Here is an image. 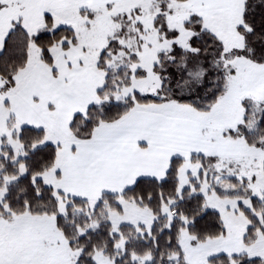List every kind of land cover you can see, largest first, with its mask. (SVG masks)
<instances>
[{
    "label": "snow or ice",
    "instance_id": "6c2138e0",
    "mask_svg": "<svg viewBox=\"0 0 264 264\" xmlns=\"http://www.w3.org/2000/svg\"><path fill=\"white\" fill-rule=\"evenodd\" d=\"M0 264H264V0H0Z\"/></svg>",
    "mask_w": 264,
    "mask_h": 264
}]
</instances>
